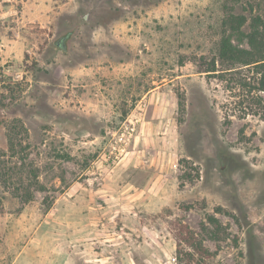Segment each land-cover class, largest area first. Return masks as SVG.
Wrapping results in <instances>:
<instances>
[{
  "label": "rangeland",
  "instance_id": "1",
  "mask_svg": "<svg viewBox=\"0 0 264 264\" xmlns=\"http://www.w3.org/2000/svg\"><path fill=\"white\" fill-rule=\"evenodd\" d=\"M228 10L264 20V0H0V264H264V92L217 57Z\"/></svg>",
  "mask_w": 264,
  "mask_h": 264
},
{
  "label": "trees",
  "instance_id": "2",
  "mask_svg": "<svg viewBox=\"0 0 264 264\" xmlns=\"http://www.w3.org/2000/svg\"><path fill=\"white\" fill-rule=\"evenodd\" d=\"M220 26L221 35L217 47L218 59L229 65L252 64L259 74L256 80V88L264 92V20L257 15L248 21V17L244 13L228 10L224 14ZM212 70H214V60L210 66L205 67L204 71ZM2 75L0 73V83L7 90L13 92L14 86L18 87L19 82H13L12 87L7 78ZM208 222L213 227V233H216L221 227L214 216H208ZM188 231L192 234V231L189 229ZM195 249L198 252L202 249L201 245L198 244V248Z\"/></svg>",
  "mask_w": 264,
  "mask_h": 264
},
{
  "label": "built area",
  "instance_id": "3",
  "mask_svg": "<svg viewBox=\"0 0 264 264\" xmlns=\"http://www.w3.org/2000/svg\"><path fill=\"white\" fill-rule=\"evenodd\" d=\"M139 118L127 115L113 131L102 154L101 161L106 163H115L123 158L127 153V146L135 133Z\"/></svg>",
  "mask_w": 264,
  "mask_h": 264
}]
</instances>
